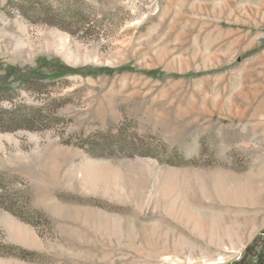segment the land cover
I'll return each mask as SVG.
<instances>
[{"label": "rangeland", "instance_id": "rangeland-1", "mask_svg": "<svg viewBox=\"0 0 264 264\" xmlns=\"http://www.w3.org/2000/svg\"><path fill=\"white\" fill-rule=\"evenodd\" d=\"M263 54L264 0H0V264L243 263Z\"/></svg>", "mask_w": 264, "mask_h": 264}, {"label": "trees", "instance_id": "trees-1", "mask_svg": "<svg viewBox=\"0 0 264 264\" xmlns=\"http://www.w3.org/2000/svg\"><path fill=\"white\" fill-rule=\"evenodd\" d=\"M129 67L120 68L117 70L128 69ZM101 71H105V68H99ZM87 71V70H86ZM174 76H185V75H174ZM28 81V80H25ZM24 82V81H23ZM10 87H6V84L0 85V91H4L9 89ZM243 263L238 264H264V230L261 235L256 237L251 244L247 246L245 249V253L243 255Z\"/></svg>", "mask_w": 264, "mask_h": 264}, {"label": "bare ground", "instance_id": "bare-ground-1", "mask_svg": "<svg viewBox=\"0 0 264 264\" xmlns=\"http://www.w3.org/2000/svg\"><path fill=\"white\" fill-rule=\"evenodd\" d=\"M261 61H263L264 62V54H263V57L261 58ZM206 178V177H205ZM203 179V178H202ZM207 179V178H206ZM92 181V180H91ZM98 181V180H97ZM203 181H204V179H203ZM200 183V182H199ZM202 183V182H201ZM202 185H204V187H206V183L204 182ZM257 190H258V192L257 193H255V194H257V196L256 197H259L260 195H264V186H263V184L261 185V186H259L258 188H257ZM262 191V192H261ZM261 193V194H260ZM258 194H259V196H258ZM253 198H255V196L254 197H252V199ZM254 201V200H253ZM255 202H256V200H255ZM179 209V208H178ZM173 212V211H172ZM177 213V212H176ZM192 216V215H191ZM182 217V216H181ZM194 217V216H193ZM186 218H187V215H186ZM195 218V217H194ZM191 219V218H190ZM198 220V219H197ZM200 221V220H199ZM215 221V220H214ZM198 222V221H197ZM203 222H205L204 220H203ZM214 223V222H213ZM192 224V223H191ZM204 224V223H203ZM207 223H205V225H206ZM185 225H186V223H185ZM197 225V224H196ZM218 225V224H217ZM204 226V225H203ZM203 226L201 227L202 229H203ZM209 226V229L211 228V230L216 226V225H208ZM193 228V227H192ZM197 228V227H196ZM200 228V229H201ZM220 228V227H219ZM205 229V228H204ZM214 230V229H213ZM217 230V229H216ZM202 231V230H201ZM214 232V231H213ZM205 233V232H204ZM203 233V234H204ZM212 233V232H211Z\"/></svg>", "mask_w": 264, "mask_h": 264}]
</instances>
